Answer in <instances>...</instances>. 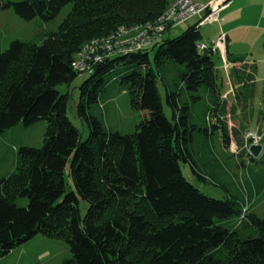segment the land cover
Listing matches in <instances>:
<instances>
[{
    "label": "trees",
    "instance_id": "trees-1",
    "mask_svg": "<svg viewBox=\"0 0 264 264\" xmlns=\"http://www.w3.org/2000/svg\"><path fill=\"white\" fill-rule=\"evenodd\" d=\"M169 3H4L28 21L49 22L68 5L72 9L41 44L14 40L0 51V134L22 123H46L43 146L22 145L4 153L9 159L0 169V259L43 234L70 245L72 256L64 264H264V216L251 211L264 191V172L223 200L203 193L182 171V163H191L194 174L207 180L199 162L211 161L212 135L222 130L224 143H231L217 53L199 48L198 23L88 73L78 104L89 128L85 141L68 115L70 94L58 89L82 74L73 62L88 41L124 25L155 21ZM157 45L152 59L149 49ZM227 60L237 102L233 111L239 106L246 111L255 96L257 66L228 51ZM121 90L130 92L133 107L149 112L132 133L106 124L104 101ZM260 117L264 120V110ZM67 171L75 191L68 192ZM81 200L89 203L85 215Z\"/></svg>",
    "mask_w": 264,
    "mask_h": 264
},
{
    "label": "rangeland",
    "instance_id": "rangeland-1",
    "mask_svg": "<svg viewBox=\"0 0 264 264\" xmlns=\"http://www.w3.org/2000/svg\"><path fill=\"white\" fill-rule=\"evenodd\" d=\"M9 1L20 0H0V51L8 49L14 40L33 41L41 44L42 39L47 34L58 30L72 9V4L68 5L55 20L49 22L40 17L28 21L20 18L12 8L3 7L4 3ZM247 3L248 0L234 1L222 13L223 21L219 19L224 31L229 33L228 49L236 55H243L246 61L257 66L255 96L246 111L241 106L233 111L237 102L229 77L232 67H226V61L221 54L215 56V62L222 74L223 92L228 104L223 121L228 128L231 143L238 148L233 151L231 143L229 145L224 143L222 130L214 132L212 141H210L213 150V155L210 154L209 158L211 161L210 163L204 160L199 162L207 180L194 174L191 163H182L183 174L191 183L203 193L223 200L229 198L230 195H237V188L240 183L253 180L257 172H264V152L259 157H254L249 154L245 147L246 143H251V138H248L249 130L256 131L259 129L260 133L264 132V120L260 117V112L264 110V17L259 3L252 6L247 5ZM194 22L195 20H190L177 26L165 35V39L180 36ZM201 32L203 41L207 43L216 39L218 34L217 26L212 24L203 26ZM158 47L159 45L149 49L152 59H154ZM220 52L223 53V51ZM88 77L89 74L84 73L71 84L58 87L61 93L70 94L68 115L73 124L79 128L83 141L89 136V128L86 121L78 114V104L81 96V85ZM243 79L248 81V77ZM159 87L165 112L171 119L172 112L167 104L166 91L161 82H159ZM103 110L107 126L111 130L122 133L134 132L136 126L149 116L148 111L132 106L131 95L128 90H121L111 100L104 101ZM45 131L46 123L41 121L32 126H26L22 123L6 133L0 134V169L4 164H7L9 159L5 160V152H12L13 148L17 149L22 145L43 146ZM9 165H12L10 161ZM217 180H220L224 187L220 186ZM65 181L68 192L76 190L74 180L68 171L65 173ZM80 207L83 215H85L89 203L81 200ZM251 208V211L256 212L259 216H264V191L257 196ZM12 252L0 259V264H64V261L72 256L70 245L65 240L51 238L43 234L37 235Z\"/></svg>",
    "mask_w": 264,
    "mask_h": 264
},
{
    "label": "built area",
    "instance_id": "built-area-1",
    "mask_svg": "<svg viewBox=\"0 0 264 264\" xmlns=\"http://www.w3.org/2000/svg\"><path fill=\"white\" fill-rule=\"evenodd\" d=\"M237 0H170L167 10L157 20L152 22L124 25L115 32L98 36L88 41L76 54L73 68L79 73H91L94 68L103 62L118 56L145 50L158 43L168 29H174L194 18H198L199 26L218 22L221 14ZM227 35L221 34L212 45L201 43L199 48L206 50L209 47L216 53L225 51ZM230 66L231 64H227ZM229 93V92H228ZM248 131L251 143L245 147L251 156V147L262 145L264 152V132ZM247 142V141H246ZM232 144V150L236 145Z\"/></svg>",
    "mask_w": 264,
    "mask_h": 264
},
{
    "label": "crops",
    "instance_id": "crops-1",
    "mask_svg": "<svg viewBox=\"0 0 264 264\" xmlns=\"http://www.w3.org/2000/svg\"><path fill=\"white\" fill-rule=\"evenodd\" d=\"M238 1H242V0H238ZM257 3H259L260 4V6L262 7V16L264 17V0H248V3H247V5H256ZM225 11V10H224ZM223 11V12H224ZM192 20H195V22L193 23V25L194 24H197L198 23V18H194V19H192ZM221 21H223V17H222V14H221V19H220ZM221 21H219V22H214V23H209V24H212V25H216L217 26V35H216V39L221 35V34H223V33H225L226 35H227V44H228V40H229V33L228 32H226V31H224V29L222 28V26H221ZM207 25V24H206ZM192 26V25H191ZM203 26H205V25H203ZM203 26H200V30H201V28L203 27ZM172 30V29H171ZM170 30V31H171ZM202 33V32H201ZM166 35V34H165ZM165 35L162 37V38H165ZM203 35V34H202ZM216 39H214L212 42H210V43H207V42H205V41H202V43L203 44H207V45H212V43L216 40ZM226 44V48H225V51H223V53H221V52H219V53H217V54H221L222 56H223V58L225 59V61H226V67L228 68L229 66L227 65V64H230V62H228V60H227V51L228 52H230L232 55H233V57H244L243 55H236V54H234V53H232L229 49H228V45ZM216 54V55H217ZM245 58V57H244ZM245 63H249L248 61H245ZM236 64H239V63H236ZM238 67H240V65L238 66ZM13 253V252H12Z\"/></svg>",
    "mask_w": 264,
    "mask_h": 264
},
{
    "label": "water",
    "instance_id": "water-1",
    "mask_svg": "<svg viewBox=\"0 0 264 264\" xmlns=\"http://www.w3.org/2000/svg\"><path fill=\"white\" fill-rule=\"evenodd\" d=\"M263 149V146L262 145H254L251 147V154L254 156V157H259L260 154H261V151Z\"/></svg>",
    "mask_w": 264,
    "mask_h": 264
}]
</instances>
